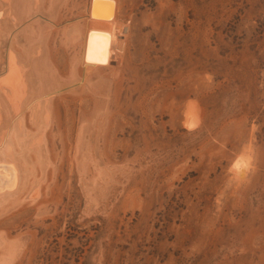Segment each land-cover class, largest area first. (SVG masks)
<instances>
[{
    "label": "rangeland",
    "instance_id": "rangeland-1",
    "mask_svg": "<svg viewBox=\"0 0 264 264\" xmlns=\"http://www.w3.org/2000/svg\"><path fill=\"white\" fill-rule=\"evenodd\" d=\"M77 1L62 20L19 19L16 32L54 23L63 73L71 50L59 30L87 14ZM117 1L125 47L106 125L96 119L76 157L79 122L98 104L86 67L47 92L60 120L55 149L49 123L37 145L47 205L0 219L24 241L13 264H264V0ZM240 153L251 157L244 174L231 167Z\"/></svg>",
    "mask_w": 264,
    "mask_h": 264
},
{
    "label": "bare ground",
    "instance_id": "bare-ground-1",
    "mask_svg": "<svg viewBox=\"0 0 264 264\" xmlns=\"http://www.w3.org/2000/svg\"><path fill=\"white\" fill-rule=\"evenodd\" d=\"M93 1L94 14H92ZM79 3L77 0L76 2L75 0H13L11 12L16 13L18 19H24L38 11H43L58 21L62 20L66 10L71 11L74 7L81 9ZM8 8L0 2L1 10L5 11ZM82 8L87 13L83 16L82 21L74 22L72 30H70V26H64L59 30L62 45L68 51L71 50L70 72L68 73H63L60 70L53 57V49L56 50L57 47L53 48L52 46L51 39L54 36L50 30H54L53 27L57 28V26L53 25L54 23L51 24V21H47L50 24L44 26L41 25V20L38 18L35 20L36 26L32 22L27 25V30L14 34L10 39V51L9 54L7 53L8 73L0 78V153L9 144L14 147L16 153L19 154L17 162L22 170V182L15 196L8 199L0 196V219L12 211L31 205L38 208L47 205L45 197L50 178L46 173L49 167L46 168L44 164V155H42L44 151L38 149V146L33 148L29 151L32 160L28 158L32 162L26 161L24 154L27 153L28 147H22L26 138L22 136L23 133L21 134L20 123L25 122L24 130L27 131L28 128L30 132L34 133L45 129V125L49 123L46 132L47 137L52 139V144L49 141V148L55 149L53 130L56 125L58 129L60 128L59 111L55 100L52 99L50 104H47L48 98L51 97V93L48 95V91L51 92L58 83L64 82L65 84L75 81L79 75V69L83 66L86 67L82 85L93 95L95 104H98L90 116L84 115L79 122L76 133V157L82 149L78 141L85 138L86 130H93L91 129L93 123L100 120L97 118L102 117L98 122L101 126L98 128L94 126L96 129L102 131L106 125L104 123L108 117L109 92H111L112 84L117 82V71L122 69L120 66L113 65L112 62H120V47L125 43V40L120 38L123 23L118 16L117 0H88L84 2ZM2 26L7 33L11 30L10 22L7 20ZM49 28L50 30H48ZM19 39H24L27 45L20 44ZM53 39L55 40V38ZM39 106H42L40 110ZM26 109L30 110L29 114L25 113ZM51 145L54 146L51 147ZM82 158L84 159V157ZM7 159L11 161L10 158ZM91 162L94 161L91 160ZM250 165V155L240 153L233 160L231 167L235 172L244 174ZM37 185L39 187L36 190ZM37 193L39 195L35 197ZM38 198L40 199L38 200ZM23 248L24 241L20 236L7 235L0 229V264H13Z\"/></svg>",
    "mask_w": 264,
    "mask_h": 264
},
{
    "label": "water",
    "instance_id": "water-1",
    "mask_svg": "<svg viewBox=\"0 0 264 264\" xmlns=\"http://www.w3.org/2000/svg\"><path fill=\"white\" fill-rule=\"evenodd\" d=\"M1 4L8 6L7 10L0 9V78H3L7 73V53L9 54L10 48L9 43L11 37L18 32L19 28L22 26V22L18 19L16 13L11 12L13 9L12 4L13 0H0ZM5 8V6H4ZM11 12V13H10ZM10 13V14H9ZM92 14H94V1ZM7 20L10 22L11 30L8 33L2 28L3 23ZM21 134L25 136V143L22 147H28L27 153L24 154V158L28 162V156L26 154L29 153L30 150L35 148L37 145L44 146V132L45 129L38 130L36 133L26 131L24 128L22 129V123H20ZM25 131V132H24ZM21 137V136H20ZM41 147V150H42ZM0 153V196L8 199L11 196H15L18 192L21 182H22V170L20 169L19 163L17 162V158H19V154L16 153L14 147L9 144L6 148H4ZM7 158H10L9 161ZM29 163V162H28ZM38 187H36V190ZM39 193L35 195L38 197Z\"/></svg>",
    "mask_w": 264,
    "mask_h": 264
}]
</instances>
